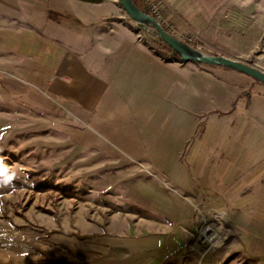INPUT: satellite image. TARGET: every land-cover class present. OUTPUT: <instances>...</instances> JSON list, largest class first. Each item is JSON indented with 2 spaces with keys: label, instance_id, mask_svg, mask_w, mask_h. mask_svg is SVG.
I'll return each instance as SVG.
<instances>
[{
  "label": "rangeland",
  "instance_id": "1",
  "mask_svg": "<svg viewBox=\"0 0 264 264\" xmlns=\"http://www.w3.org/2000/svg\"><path fill=\"white\" fill-rule=\"evenodd\" d=\"M161 1L196 48L264 70V0ZM122 13L139 39L155 37L157 52L169 51ZM181 63L172 122L153 121L151 107L137 110L152 119L142 122L85 119L83 109L0 70V264H131L132 247H172L162 227L173 220L154 209L166 188L195 210L192 238L180 232L188 245L264 247V82L222 65ZM244 262L264 264V253Z\"/></svg>",
  "mask_w": 264,
  "mask_h": 264
},
{
  "label": "crops",
  "instance_id": "2",
  "mask_svg": "<svg viewBox=\"0 0 264 264\" xmlns=\"http://www.w3.org/2000/svg\"><path fill=\"white\" fill-rule=\"evenodd\" d=\"M122 12L120 0H0V70L64 107L83 109L77 113L85 119L127 123L137 117L142 122L152 119L137 110L151 107L153 121L172 122V87L182 85L177 79L182 61L157 52L155 37L139 39ZM157 191V216L173 220L162 227L172 247H132L131 264H152L156 256L169 264H198L212 250L207 264H246L241 261L247 254L264 253V247L203 252L188 245L180 230L192 231L195 210L179 204L182 199H170L168 188Z\"/></svg>",
  "mask_w": 264,
  "mask_h": 264
},
{
  "label": "water",
  "instance_id": "3",
  "mask_svg": "<svg viewBox=\"0 0 264 264\" xmlns=\"http://www.w3.org/2000/svg\"><path fill=\"white\" fill-rule=\"evenodd\" d=\"M120 2L130 18L140 29H143L153 36H158L166 42L172 47L174 54H179L181 56L182 62L193 61L212 65H222L251 75L264 82V70L258 66L225 55H212L205 53L169 33L154 16L146 12L135 0H120ZM180 232L185 240H190L193 236L189 230L184 228L181 229Z\"/></svg>",
  "mask_w": 264,
  "mask_h": 264
},
{
  "label": "built area",
  "instance_id": "4",
  "mask_svg": "<svg viewBox=\"0 0 264 264\" xmlns=\"http://www.w3.org/2000/svg\"><path fill=\"white\" fill-rule=\"evenodd\" d=\"M140 1H142V8L146 12H148L149 14L154 16L169 33H171L172 35L178 37L179 39L187 42L188 44L194 46L195 42H194L193 37H183L176 32V29L169 22V19L167 18L166 14H165L164 3L161 0H140ZM122 10H123L125 15L129 16V14L126 12V10L124 8ZM139 37L141 39H143L144 36L141 33H139Z\"/></svg>",
  "mask_w": 264,
  "mask_h": 264
},
{
  "label": "trees",
  "instance_id": "5",
  "mask_svg": "<svg viewBox=\"0 0 264 264\" xmlns=\"http://www.w3.org/2000/svg\"><path fill=\"white\" fill-rule=\"evenodd\" d=\"M138 4H139V2L137 1V0H135ZM140 5V4H139ZM141 7H142V5H140ZM160 42L164 45V46H166L168 49H169V51L167 52V53H163V52H161V54H162V56L163 57H165V58H167V59H172V60H178V61H181V56L179 55V54H174L173 53V49H172V47H170L166 42H164L162 39H160ZM157 51H159V49L157 48ZM244 94H246V95H248L249 97L251 96V93H250V91H248V92H246V93H244ZM238 99V98H237ZM236 99V100H237ZM236 100L233 102V105H232V108L230 109V111H233L234 109H235V107H236Z\"/></svg>",
  "mask_w": 264,
  "mask_h": 264
},
{
  "label": "bare ground",
  "instance_id": "6",
  "mask_svg": "<svg viewBox=\"0 0 264 264\" xmlns=\"http://www.w3.org/2000/svg\"><path fill=\"white\" fill-rule=\"evenodd\" d=\"M208 231H209V229L204 230V234L207 235V234H208V233H207Z\"/></svg>",
  "mask_w": 264,
  "mask_h": 264
}]
</instances>
